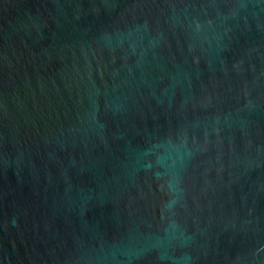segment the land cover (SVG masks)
Instances as JSON below:
<instances>
[{"label":"water","instance_id":"95a60500","mask_svg":"<svg viewBox=\"0 0 264 264\" xmlns=\"http://www.w3.org/2000/svg\"><path fill=\"white\" fill-rule=\"evenodd\" d=\"M0 264H264V0H0Z\"/></svg>","mask_w":264,"mask_h":264}]
</instances>
